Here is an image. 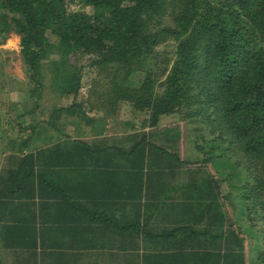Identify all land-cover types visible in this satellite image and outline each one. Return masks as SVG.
<instances>
[{
	"label": "trees",
	"instance_id": "obj_1",
	"mask_svg": "<svg viewBox=\"0 0 264 264\" xmlns=\"http://www.w3.org/2000/svg\"><path fill=\"white\" fill-rule=\"evenodd\" d=\"M79 2L92 14L69 11L68 0H0V44L11 34L20 37L31 84L25 102L17 104L23 109L15 118L19 141L0 144L6 162L0 171V212H30L45 190L57 198L59 213L67 207L81 210L78 200L59 197L67 174L82 171L86 162L117 161L124 212L135 211L133 218L124 216L123 235L135 234L146 243L142 254L124 256L137 264H247L249 240L260 243L253 264H264V236L255 232L257 220L264 225V0ZM169 41L176 43L174 60L164 57L160 65L157 49ZM85 56L107 77L105 84L96 82L100 86L86 104L78 101L83 78L78 59ZM137 73L144 78L134 83ZM45 91L56 104L48 108V119L38 122L35 113ZM66 99L71 105L57 106ZM122 106L145 118L116 141L89 144L53 135H64L59 126L67 123L75 129L97 125L98 137L109 119L129 127L118 122ZM97 112L104 117L90 118ZM165 116L194 125L201 141L195 149L203 154L208 147V157L187 167L179 153L180 127L160 129ZM233 146L249 164H243L247 174L237 188L242 231L234 213L229 215L227 205L234 206L222 188L241 174L229 162H218ZM226 166L233 176L225 174ZM76 177L81 174L70 182L82 189ZM14 213L0 220L9 223L4 226L9 243L36 244L34 213L18 218Z\"/></svg>",
	"mask_w": 264,
	"mask_h": 264
},
{
	"label": "crops",
	"instance_id": "obj_2",
	"mask_svg": "<svg viewBox=\"0 0 264 264\" xmlns=\"http://www.w3.org/2000/svg\"><path fill=\"white\" fill-rule=\"evenodd\" d=\"M89 116L99 119L104 117L99 113H90ZM119 127L121 128V124ZM96 129L100 130V127L97 128L96 125L92 128L84 125L74 132L73 139L83 140L89 144L102 140L111 143L122 135V132L117 131L116 122L111 119L102 123L103 135L100 137L94 135L93 130ZM101 164L103 163L95 166L86 162L82 166V171L68 173L65 178L67 186L59 197L63 198L65 195L70 202L78 200L81 202V210L67 207L66 211L61 210L59 213V209L54 207L57 198L51 197L45 190L30 212L15 209L10 212H0V220L2 216H6L5 214L8 217L14 211L17 218L34 213L38 230L36 244H10L8 240L12 237L4 228L9 223L0 221V262L2 264H137L138 261L133 260L134 255L137 252L142 253L143 245L146 243L135 234L128 233L124 236L122 232L124 216L133 218L135 211L127 207L124 212L121 171L117 170V165L121 163L115 161L111 166ZM5 166L6 162L2 157L0 171ZM79 174L81 178H76L82 182V189H74V184L70 181H74V176ZM56 195L58 197V193ZM156 225H160V222H156ZM124 246L127 248L125 251ZM126 254L132 255L133 258L124 256Z\"/></svg>",
	"mask_w": 264,
	"mask_h": 264
},
{
	"label": "rangeland",
	"instance_id": "obj_3",
	"mask_svg": "<svg viewBox=\"0 0 264 264\" xmlns=\"http://www.w3.org/2000/svg\"><path fill=\"white\" fill-rule=\"evenodd\" d=\"M69 4V11L71 12H85L88 14H92V9L83 6L79 0H68ZM170 24V23H169ZM168 24V25H169ZM176 48V43L174 41H169L167 43H164L161 45L157 50L159 53V62L160 65H163V61L165 58L174 60V52ZM165 57V58H164ZM79 65L83 68V78H82V95L79 97L78 101H83L86 104V101L90 95H94L96 92L97 86L99 87L100 84H97L96 82H103L104 84L107 83V77L106 74L103 72L99 74V71L95 69V67L92 66V59L89 56L82 57L78 59ZM49 76V74H47ZM144 78L143 74L137 73L131 77L132 82L139 83ZM95 81V83H94ZM1 82H3L4 87L1 86ZM101 82V85H102ZM47 87H48V83ZM31 88V84L28 80L25 66L22 61L21 56V48H20V37L11 34L9 37L5 39V41L0 44V144L1 147H5V145L8 143V140L15 139L16 141H19L18 134L21 130L20 123L15 120L16 116L22 113L21 106H17V104H21L25 102L26 95L29 92V89ZM44 98L41 100V104L43 106L35 113L36 121L41 122L42 120H47L50 116V108L55 102L50 93L45 91ZM71 100H63L61 102H58L59 105L57 106H69L71 105ZM16 104V105H15ZM56 104V103H55ZM31 106V105H30ZM33 106V105H32ZM31 106V107H32ZM30 107V108H31ZM58 107V108H60ZM86 109L89 108L88 105L85 106ZM99 114L105 115L104 112H97ZM118 116V122H123L125 125L129 124V127H123L121 125V128L119 127L120 124L117 123V131L119 132H131L130 127L135 126V129L137 130L140 128V125L142 121L144 120L145 116L143 114H132L131 109L128 106H122L119 112ZM111 121H113L111 119ZM69 122V121H68ZM31 123V118L26 122V125L29 126ZM84 126L81 125V127ZM175 126L180 127L181 132V141L179 143V153L185 161H187L191 166H187L190 168H193V164H196L197 162L203 161L205 158L208 157L207 153L208 147H205L204 152L205 153H199L196 151V146L201 143L199 141L197 133H195L194 125H190L189 123L185 121H181V118L178 116H165L161 119V127L160 129L165 128H172ZM197 126V125H196ZM80 127V128H81ZM23 128V127H22ZM60 129H63L64 135H59L58 133H53V135L59 137L64 136V140L71 141L74 140V132H77L78 129L75 130V126H71L67 123L66 128H63L62 125L59 126ZM128 128V129H127ZM69 134V135H68ZM67 137V138H66ZM18 139V140H17ZM206 144V143H205ZM227 144V143H226ZM215 154V152H214ZM216 155H221V153L217 152ZM228 159V160H227ZM219 164L224 162H229L233 167L234 170L239 171L241 176L240 180H236L233 177H230L227 179V181L223 184V193L224 195L230 196V201L233 203L234 208L237 209L240 208L239 206V195L237 188L243 185L242 180H245L246 174H247V167L244 168V166H248L249 164L245 162V159L241 153L238 152L237 146L231 147L230 151L226 152L222 158L218 160ZM2 163V155L0 153V165ZM240 164V166H237ZM211 173L216 175L218 174L216 172V169L209 168ZM221 170V168L219 169ZM224 172L227 175L233 176V169H230L229 166H226L224 168ZM220 175V173L218 174ZM227 210L229 212V215L232 216L234 213V221L237 222V219L242 217L240 210L232 208V206L229 204L227 205ZM258 226L255 229V232H261V235L264 236V225L262 222H259L257 220ZM242 225L238 227V225ZM237 227L239 230L242 227L244 228V222L240 223L237 222ZM247 234V233H246ZM259 235V234H258ZM248 244H246V255H247V264H253V261L255 260V255L259 249V244L247 241ZM143 253V252H142ZM141 253V254H142ZM95 254V253H94ZM92 253V255H94Z\"/></svg>",
	"mask_w": 264,
	"mask_h": 264
}]
</instances>
